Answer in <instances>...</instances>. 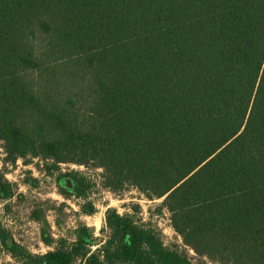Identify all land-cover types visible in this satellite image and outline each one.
Returning <instances> with one entry per match:
<instances>
[{"label":"trees","instance_id":"trees-1","mask_svg":"<svg viewBox=\"0 0 264 264\" xmlns=\"http://www.w3.org/2000/svg\"><path fill=\"white\" fill-rule=\"evenodd\" d=\"M0 139L163 198L198 255L264 264V0H0ZM104 227L36 264H193L134 214Z\"/></svg>","mask_w":264,"mask_h":264},{"label":"rangeland","instance_id":"rangeland-1","mask_svg":"<svg viewBox=\"0 0 264 264\" xmlns=\"http://www.w3.org/2000/svg\"><path fill=\"white\" fill-rule=\"evenodd\" d=\"M78 172L89 186L84 197L74 190L67 173ZM102 169L93 164L55 163L41 157L7 158L0 139V174L7 194L0 190V264H36V256L53 250L60 240L86 238L92 249L109 238L104 227L108 208L134 214L157 229L166 246L183 252L193 264H219L198 255L183 243L161 206L163 198L148 200L129 186L113 190L103 183ZM93 206L94 212H88ZM85 230V231H84Z\"/></svg>","mask_w":264,"mask_h":264}]
</instances>
